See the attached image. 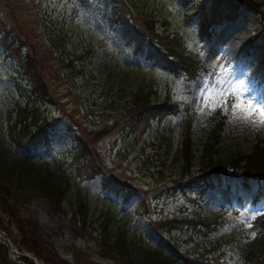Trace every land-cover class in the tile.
<instances>
[{"label": "rangeland", "instance_id": "1", "mask_svg": "<svg viewBox=\"0 0 264 264\" xmlns=\"http://www.w3.org/2000/svg\"><path fill=\"white\" fill-rule=\"evenodd\" d=\"M185 2L0 0V180L7 176L5 166L18 164L22 156L34 166L28 175L44 163L70 175L72 185L57 210L35 186L24 191L30 213L71 264H150L154 250L174 264H258L262 255L264 194H258L253 178L244 185L238 176L225 175L219 188L207 186L200 193L179 189L176 178L185 130L193 167L216 122L213 159L247 153L257 140L264 141L258 114L244 119L240 108L225 103L235 93L245 105L253 101V112L256 105L264 107V0H252L259 10L240 1L234 6L226 0H189V9ZM200 17L210 22L203 36L197 29ZM152 28L180 36L197 60L192 76L133 51L130 40ZM148 42L142 41L144 48ZM13 48L30 59L37 86L23 75ZM123 73L130 84L148 83L155 102H175L176 111L149 119L139 135L121 129L130 111L111 82ZM19 118L33 132L44 129L38 148L17 146L5 135L6 124ZM97 131L102 132L93 136ZM78 138L94 151L89 162H76ZM96 162L99 173L86 178ZM75 187L85 196L83 220ZM178 214H198L209 223L152 227V220ZM7 219L0 212V232L18 248ZM2 246L0 264H34L30 257L11 258Z\"/></svg>", "mask_w": 264, "mask_h": 264}, {"label": "trees", "instance_id": "2", "mask_svg": "<svg viewBox=\"0 0 264 264\" xmlns=\"http://www.w3.org/2000/svg\"><path fill=\"white\" fill-rule=\"evenodd\" d=\"M233 2L236 6L238 2H245L248 5H253L257 10L258 4L252 0H226ZM238 1V2H235ZM239 2V3H240ZM185 8L189 9L191 6L189 0H186ZM118 18V24L123 29L125 19L121 16ZM209 20L203 17L197 20V29L200 35H206V27L209 26ZM147 39L149 42L145 48L142 41ZM134 42L133 51L142 54L147 60H151L152 64H156L165 68L173 73L183 72L187 75H193L196 68L197 60L195 54L186 50L180 36L177 33H169L166 30L157 31L155 28L150 29L147 34H138L132 40ZM18 47V46H17ZM18 48H13L16 51V61L18 67L23 72L28 80L32 81L33 86H37L36 79L31 77L33 69H29L30 59L21 57L17 51ZM126 73L116 75L112 84L118 87L120 97H125L124 108L130 111L123 125L120 127H127L126 130L137 133L138 135L144 131L148 126L149 119L160 118L177 109L175 102L163 100L155 102L153 100V93L150 90V85L144 83L142 79H138L133 84L125 81ZM220 122H216L214 127L210 130L209 140H207L201 148L195 167L194 154L191 148L189 139V132L185 130L181 139V163L178 168V178L176 183L179 189L183 191L189 189L191 192H202L205 187L210 186L215 189L222 185L225 175H234L241 178L244 185H247V180L253 178L259 188L258 194H264V141L257 140L253 143L251 150L247 153H234L229 155L225 160L213 159L211 157V148L216 142L217 128ZM6 136L10 141L21 147L25 148H38L44 142V129L41 131L33 132L34 130L28 127L24 119L19 118L16 121L6 124ZM102 132V131H101ZM97 131L93 136L100 134ZM92 154H94L91 149ZM90 149L86 141L81 138L77 139L75 146L76 162L86 163L89 162ZM95 155V154H94ZM18 164L8 163L6 175L3 180H0V212L6 215L9 221L16 230V242L19 248L30 252L36 258L40 259L44 264H71L67 259L60 256L57 252L54 240L39 224L37 219L30 213L28 209V196L26 195L25 187L28 185L35 186L39 191L50 201L52 208L57 210L59 203L65 193L72 185L71 177L63 170L49 169L47 164H40L35 167L36 170L28 175V169L33 168V164L25 156L18 158ZM99 162L91 166V170L85 173V177H92L95 173H99ZM78 166L80 164L76 163ZM230 167L231 171L228 172L227 168ZM239 174L233 173L235 170ZM75 200L78 211L80 212L81 219L85 215V196L83 192L75 187ZM103 234L106 233L107 221L109 216L105 217ZM212 220V219H211ZM196 224L206 225L209 223L207 217H200L198 214H178L170 217L158 218L151 221L152 227L162 228L169 230L172 228H181L183 225ZM264 227V221H263ZM120 243L121 239L118 238L116 243ZM3 250V252H2ZM150 264H174L175 260L169 258L168 255H161L159 250L152 252ZM261 256L258 259V264H264V245L262 246ZM5 258L4 247L0 244V256ZM23 262L26 257H20ZM9 260H7L8 262ZM185 264V263H181Z\"/></svg>", "mask_w": 264, "mask_h": 264}, {"label": "snow or ice", "instance_id": "3", "mask_svg": "<svg viewBox=\"0 0 264 264\" xmlns=\"http://www.w3.org/2000/svg\"><path fill=\"white\" fill-rule=\"evenodd\" d=\"M222 99H223V94H222ZM225 103H231V107L232 108H240L241 111H243L245 113V116L243 117L244 119H248L253 115L258 114L260 117V123L264 124V107H260L259 105H256L257 111L253 112V101L249 100L247 102V105H245L244 101L239 98L236 97L235 93H233L231 95V97L229 98V100L225 101Z\"/></svg>", "mask_w": 264, "mask_h": 264}, {"label": "water", "instance_id": "4", "mask_svg": "<svg viewBox=\"0 0 264 264\" xmlns=\"http://www.w3.org/2000/svg\"><path fill=\"white\" fill-rule=\"evenodd\" d=\"M0 242L6 247V250L8 253L14 254L15 256H28V255H30V253L25 251V250L18 251L16 248L12 247L10 242L8 241V239L6 237H4L3 235L0 236Z\"/></svg>", "mask_w": 264, "mask_h": 264}, {"label": "bare ground", "instance_id": "5", "mask_svg": "<svg viewBox=\"0 0 264 264\" xmlns=\"http://www.w3.org/2000/svg\"><path fill=\"white\" fill-rule=\"evenodd\" d=\"M2 235H3L4 237H6L5 234H4L3 232H0V236H2ZM6 238H7V237H6ZM7 239H8V238H7ZM8 241H9V240H8ZM9 242H10V241H9Z\"/></svg>", "mask_w": 264, "mask_h": 264}]
</instances>
